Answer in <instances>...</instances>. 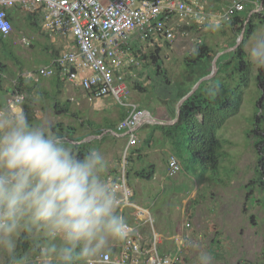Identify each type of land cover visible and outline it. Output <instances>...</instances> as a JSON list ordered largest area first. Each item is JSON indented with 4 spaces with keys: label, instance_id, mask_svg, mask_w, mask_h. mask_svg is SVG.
I'll list each match as a JSON object with an SVG mask.
<instances>
[{
    "label": "crops",
    "instance_id": "0c3cea01",
    "mask_svg": "<svg viewBox=\"0 0 264 264\" xmlns=\"http://www.w3.org/2000/svg\"><path fill=\"white\" fill-rule=\"evenodd\" d=\"M257 5V2L251 5L253 7L252 13L259 11H256ZM244 7L246 8L247 5L244 4ZM6 13L13 29L5 39L13 45L19 65L18 71H14L8 80L9 86L5 84L3 88H0V90L3 89L0 109L7 108L15 111L17 108H21V104L6 105L7 98L15 94L13 91L8 92L6 90L8 87H13L14 90L17 85L16 81L20 77L27 85L20 95L23 96V100L25 98L30 99L34 106L35 121L53 119V117L57 120H67L70 115L73 117L75 122L72 124L71 140L67 137L61 139L64 143L65 141L72 142L70 148L74 149L77 155L79 152L84 155L90 148L94 147L106 158L107 167L103 172V177L110 185L118 186L115 189L119 198L117 211L128 222L131 228L130 236L138 242L144 251V255H130V261H144L148 251L156 252L160 256L172 257L176 254L178 245L182 243L184 264H200L202 255H207L210 258V264H254L247 258L249 252L255 256V264H260L264 252V231L257 234V227L251 223H245V229L239 226L242 214H240V205L234 204L233 197L230 198L232 204L220 203L216 205L213 203L216 201L215 194H209L208 199H200L194 205L195 209H190L192 202L197 201L195 199L196 194L190 193L182 199V207L179 213L175 212L173 215H170L167 205L159 203L160 190L165 185L166 179L170 177L167 173V159L169 155L176 156L172 150L178 149L180 141L178 136L181 131L173 128L178 118V102L174 104L169 99L170 106L167 107L168 109L160 108L152 112L141 105H137L139 109L147 111L149 117L135 130L136 145L128 147L127 135L125 132L117 130L118 122L127 113L125 107L108 111L106 104H112L113 98H95L85 92L76 82L61 79L56 73L45 77L40 75L41 71L51 68V63L61 53L75 49L71 36L50 31L46 26L47 13L40 7L27 10L16 5L7 9ZM222 13L225 14V9ZM28 15L32 19L40 16L38 27L31 25ZM215 15L207 14V19L213 20L212 23L214 24L210 23V25L214 30L217 29L216 23L218 22V16ZM177 22L179 21L175 20V23ZM29 27L30 29L35 28L40 36L34 32L30 33L27 29ZM32 41L37 45V48H34L39 49L44 58L28 61V65L24 67L20 63L18 54L22 52L25 46H33ZM171 41L157 37L141 40L136 34L132 36L128 34L125 37V47H122V53L118 54L123 65L117 72L122 75L123 81L130 72V68L139 69L142 67L141 61L144 55L139 56L136 51L142 50V47L147 43L160 46L157 43H170ZM17 46H20L21 49L16 51ZM131 59H134V63H127ZM53 72H55L54 69ZM5 74L3 75V82ZM223 77L224 66L221 69L219 80H222ZM185 83L187 82L182 83L174 97H176L177 92L189 87V84L187 83L188 85L185 86ZM131 104L134 103L131 102ZM94 142L97 144L94 145ZM177 159L183 168L181 159L178 157ZM151 166L153 176L150 180L146 181L137 176L138 173L145 172V167H148L149 171ZM123 189L130 193L127 200H124ZM229 196L232 195L228 194L225 197L229 198ZM244 201L246 203L248 199L244 198ZM243 208L246 210V214L243 216L247 221L253 215L250 213L247 203ZM234 209L238 211L237 214H234ZM178 218H180L179 224L172 226L171 222L175 223ZM186 224H189V227H186ZM122 244L123 241H110L101 253H109L112 258L117 259L121 253Z\"/></svg>",
    "mask_w": 264,
    "mask_h": 264
},
{
    "label": "clouds",
    "instance_id": "9594fccd",
    "mask_svg": "<svg viewBox=\"0 0 264 264\" xmlns=\"http://www.w3.org/2000/svg\"><path fill=\"white\" fill-rule=\"evenodd\" d=\"M246 50L250 64L264 69V28ZM106 167L97 148L79 157L47 122H31L23 108L0 109V262L92 264L110 241L125 240L130 226ZM21 238L32 245L24 254Z\"/></svg>",
    "mask_w": 264,
    "mask_h": 264
},
{
    "label": "rangeland",
    "instance_id": "374dc122",
    "mask_svg": "<svg viewBox=\"0 0 264 264\" xmlns=\"http://www.w3.org/2000/svg\"><path fill=\"white\" fill-rule=\"evenodd\" d=\"M201 2L206 8V16L207 14H217L215 15L218 16L216 26H219L217 29L215 28L214 30V28L211 27L210 23L213 21L211 19H206L203 24L204 26H201L200 29L197 24H191L189 26L181 24L178 27H175L174 36L170 43H157L160 46H156L153 43H147L142 47V50L139 48L140 51H136V53H138L139 56L144 55V58L141 61L142 67L139 69H135V67H133V69L130 68V72L125 76L123 87H125V92L127 90V97L126 99H123L124 102H133L136 106L141 105L149 112L160 108L168 109L167 107L170 106L169 99H173L176 91L182 86V83L180 82L185 79L183 76L185 71L188 70L184 65V58L193 51L198 40H201L202 43H205L215 52L220 51V53H228L231 50V48H227L224 51H221V49L232 42L235 37H233L229 31V27H227L228 15L222 13L226 6L233 2H241L247 6H251L255 2L258 3L259 0H201ZM261 8L264 7L262 6ZM255 23L257 24V22ZM261 28H264V24H257L253 34L245 42L246 49L250 38ZM27 29H29L30 33L34 32L40 36V34L35 31V28L30 29L29 27ZM132 35L133 34H130V36ZM241 42L242 40L240 43ZM32 44L33 46H25L22 49V52L18 54L21 60L20 63L24 67L28 65V61L44 58L39 49H35L37 48L36 43L32 41ZM18 49H21L20 46L16 47V51ZM225 57V59L230 62V55L227 54ZM247 60L249 61L248 56ZM1 61L7 67L4 82L2 81L0 86V88H3L5 84H8L9 86L8 80L14 71H18L17 68L19 62H13L5 58H2ZM155 63L161 66V70L166 73V77L161 74L157 75L154 68ZM224 73L230 75L231 81L228 79L230 87L235 86L237 83V77L234 70V60H232L231 65L226 67V69L224 68ZM256 73L257 69L251 65L249 83L248 86L243 89L238 112L230 115L225 123L216 131V137L222 143V148L219 152L220 157L217 171L213 172L212 169L204 170V166H201L200 164H191L190 162L185 161L183 163L182 171L177 176L168 177L166 179L165 185L160 190L161 197L159 203L168 206L170 215L175 214V212L179 213L182 207V199L190 193L196 194L195 199L197 200L192 202V205L189 207L190 209H195L194 205L196 202H199L200 199H208L211 194H215L216 201L213 203L216 205H219L220 203L232 204L230 198L233 197L234 204L240 205V214H242L239 226L245 229V223H251V225L257 227V234L264 231V220H261L262 218L264 219V192L256 182L253 183L257 179L258 158L261 154L258 151L259 148L255 146L258 137L256 135L248 136V132H250L255 125L256 116L261 112L263 116L261 119V125L264 128V102L262 110H257V102L261 94L255 80ZM218 77L220 76L218 75ZM217 79L218 78L215 80L217 81ZM135 81L139 82L145 91L135 89ZM187 85L188 84L185 83V86ZM2 90H0V98L3 97ZM6 91L12 92L13 87H8ZM117 108L120 109L122 106H120L115 100L112 104H106V109L108 111H115ZM41 122H47L50 127L57 123H61L63 126L73 127L72 124L75 120L70 115L67 120H57L53 117V119H41L34 123L39 124ZM65 132L66 130H63V133ZM56 133H59V131H56ZM180 134L178 136L180 139L178 149H173L172 151L178 155L185 156L187 154L188 158H192L191 151H196L199 142L195 139L189 140L188 135L184 132ZM65 143L69 147L73 144L72 142L68 143L67 141H65ZM96 144L97 142H94V145ZM187 144L192 145L194 149H186ZM146 171H148V167H145V172ZM228 194H231L232 196H229V198L225 197ZM244 198L248 199L246 203L250 213L253 215V217L247 221L245 216H243L246 214V210L243 208L246 205ZM237 213L238 211L234 209V214ZM179 219L180 218H178L175 223L171 222V225H178ZM247 258L251 260V263L253 262L255 264L254 254L249 252ZM262 258L263 260L261 259L260 264H264V252ZM0 264H2V262H0Z\"/></svg>",
    "mask_w": 264,
    "mask_h": 264
},
{
    "label": "built area",
    "instance_id": "2783aa9c",
    "mask_svg": "<svg viewBox=\"0 0 264 264\" xmlns=\"http://www.w3.org/2000/svg\"><path fill=\"white\" fill-rule=\"evenodd\" d=\"M16 5L27 10L40 7L47 13L46 26L50 31L68 34L73 39L75 49L61 53L51 63V68L41 71L40 75L45 77L56 73L61 79L76 82L95 98L111 97L125 107L127 113L118 122L117 130L127 135L128 147L136 145L135 130L148 120L149 114L135 104L123 100L126 92L123 77L117 70L123 65L118 54L125 47V37L136 34L141 40L157 37L171 41L175 27L179 24L201 26L207 19L206 8L201 0H0V34L3 38H7L13 29L6 11ZM242 9V4L233 2L226 7L225 14L229 18L233 11ZM175 20L179 22L175 23ZM127 63H134V59ZM22 101L23 96L15 93L7 98L6 105H19ZM181 170L177 157L169 155L168 176L173 177ZM117 187L114 186L115 189ZM123 195L124 200H127L130 193L123 189ZM185 226L189 227V224ZM130 233L131 228L128 237L123 240L117 259L112 258L109 253H100L92 264L185 263L182 243L172 257L148 251L144 261H130V255H144V251Z\"/></svg>",
    "mask_w": 264,
    "mask_h": 264
},
{
    "label": "trees",
    "instance_id": "16d2710c",
    "mask_svg": "<svg viewBox=\"0 0 264 264\" xmlns=\"http://www.w3.org/2000/svg\"><path fill=\"white\" fill-rule=\"evenodd\" d=\"M260 1L261 0H259L257 6H259ZM238 3L242 4L241 2ZM242 5L243 9L241 11H233L229 14L227 27H229L230 33L235 37L233 41L222 48L221 51L235 46L237 38L244 29L242 42L235 49L230 50L228 53H223L218 57L216 60L217 71L215 76L210 80L202 82L197 90L189 96L178 109V118L173 128L175 130L179 129L181 133H186L189 140L195 139L199 142L196 151H191L192 158H188L187 154L185 156L176 154V157L181 159L182 165L185 161H188L191 164L197 163L204 166V170L212 169L213 172H216L218 169L220 157L219 152L222 148V143L217 139L216 131L225 123L230 115L236 114L240 108L243 89L246 88L249 83L251 67L250 62L247 60L245 42L255 31L257 24H264V8H261L256 13H251L252 6H247L245 8L244 4ZM249 13L251 14L249 15ZM39 18L40 16L32 19L31 16L28 15L31 25L35 27L39 26ZM255 22H257V24ZM219 52L220 51H213L205 43L200 42L199 44H196L193 51L184 58V65L188 70L185 71L183 76L185 79L180 82H187L189 87L177 92L176 97L171 99V102L174 104L177 103L190 91L191 87L199 79L207 76L211 72V62ZM227 54L230 55V62L225 59ZM16 56L17 55L13 50V45L0 34V85L3 81V75L7 70L6 65L1 61V58L13 62H19L18 57ZM232 60H234V70L237 77V83L235 86L230 87L228 81V79L231 81L230 75L224 73L225 75L222 80H219L220 77H218V75L220 76L223 66L226 69V67L232 64ZM154 68L157 75L161 74L166 77V73L161 70V67L158 64L155 63ZM216 78H218L217 81L215 80ZM255 80L261 94L257 102V110H262L264 102V69L257 70ZM16 82L17 85L15 86L13 93L20 94L24 91L23 89L26 88L27 85L24 84V81L20 77ZM134 88L145 91L137 81L134 82ZM21 108H23L28 114L29 120L34 123V106L30 99L25 98L21 103ZM262 118L263 116L261 112L256 116L255 125L253 126V129L248 132V136L256 135L258 137L255 146L259 148L258 151L261 156L258 158L257 179L253 183L256 182L264 192V128L261 125ZM51 128L54 132L59 131L57 134L60 138L67 137L71 140L70 135L71 131H73L72 126H63V124L57 123L51 126ZM63 130H66V132L63 133ZM186 149L193 150L194 147L187 144ZM84 155L82 152L78 153L79 157H83ZM137 176L146 181L150 180L153 176L152 166L149 168V171H142L138 173ZM31 247L32 245L30 241L21 238L18 241L17 251L24 254L28 252Z\"/></svg>",
    "mask_w": 264,
    "mask_h": 264
},
{
    "label": "water",
    "instance_id": "95a60500",
    "mask_svg": "<svg viewBox=\"0 0 264 264\" xmlns=\"http://www.w3.org/2000/svg\"><path fill=\"white\" fill-rule=\"evenodd\" d=\"M263 6V0L260 1L259 3V7L256 11L260 10L261 7ZM252 13V12H251ZM249 13V15L251 14ZM243 31L244 29L242 30V32L240 33L239 37L237 38V41H236V44L235 46H233L231 48V50L235 49L239 44H240V41L242 40V36H243ZM220 52L217 53L215 55V57L213 58L212 62H211V72L207 75V76H204L202 77L201 79H199L194 85L193 87L191 88V90L183 97L179 100V102L177 103V114H178V108L181 106V104L189 97L191 96L196 90L197 88L199 87V85L204 82V81H207V80H210L211 78L214 77V75L216 74V71H217V66H216V60L218 59V57L220 56Z\"/></svg>",
    "mask_w": 264,
    "mask_h": 264
},
{
    "label": "bare ground",
    "instance_id": "6f19581e",
    "mask_svg": "<svg viewBox=\"0 0 264 264\" xmlns=\"http://www.w3.org/2000/svg\"><path fill=\"white\" fill-rule=\"evenodd\" d=\"M238 14H239V13H238ZM238 14H237V15H238Z\"/></svg>",
    "mask_w": 264,
    "mask_h": 264
}]
</instances>
